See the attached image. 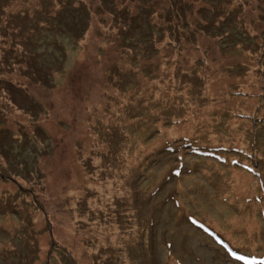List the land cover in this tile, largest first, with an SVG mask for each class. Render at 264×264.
<instances>
[{"label":"rangeland","instance_id":"obj_1","mask_svg":"<svg viewBox=\"0 0 264 264\" xmlns=\"http://www.w3.org/2000/svg\"><path fill=\"white\" fill-rule=\"evenodd\" d=\"M0 264H264V0H0Z\"/></svg>","mask_w":264,"mask_h":264},{"label":"water","instance_id":"obj_2","mask_svg":"<svg viewBox=\"0 0 264 264\" xmlns=\"http://www.w3.org/2000/svg\"><path fill=\"white\" fill-rule=\"evenodd\" d=\"M49 233H50V231H49Z\"/></svg>","mask_w":264,"mask_h":264},{"label":"trees","instance_id":"obj_3","mask_svg":"<svg viewBox=\"0 0 264 264\" xmlns=\"http://www.w3.org/2000/svg\"><path fill=\"white\" fill-rule=\"evenodd\" d=\"M72 3V2H71Z\"/></svg>","mask_w":264,"mask_h":264}]
</instances>
